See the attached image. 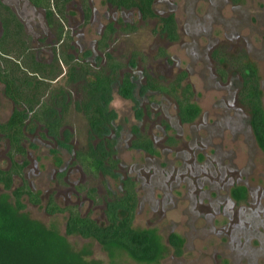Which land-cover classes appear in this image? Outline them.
I'll return each mask as SVG.
<instances>
[{"label":"rangeland","instance_id":"rangeland-1","mask_svg":"<svg viewBox=\"0 0 264 264\" xmlns=\"http://www.w3.org/2000/svg\"><path fill=\"white\" fill-rule=\"evenodd\" d=\"M170 2L174 5L171 7L176 9L177 41L168 43L162 34L156 35L151 31L152 28L159 26L158 18L144 24L138 19L136 13H125L126 22L134 21L136 31L123 32L121 29L124 25L119 23L117 31L108 42V53L113 55L116 61L121 62L122 71H130L135 76L138 73H144L142 68L148 67L149 64L154 66L160 59V54L157 52L158 46L165 51L164 57L169 59L168 64L172 58L179 63L180 67L187 69V76L182 83L191 85L190 100L196 104L199 115L194 126H185L182 131L174 132L182 136L177 142L167 147L170 151L167 148L162 150L156 147V154L152 156V159H145L142 154H137L130 148L128 145L130 127L136 122L133 103L128 96L119 92V88L123 86L117 83V78L122 73L118 75L119 71L116 68L104 67L106 58L103 52L95 54L100 55L97 58L99 61L92 60L95 68L101 66L109 71L110 85L100 87L97 93L90 92V94L94 97V101L101 104L105 110L104 125L113 122L122 127L119 140L114 144L111 142L112 154L120 162L121 173L127 171L129 165L132 166L129 168L130 174L135 176L139 198L132 228L148 230L152 234V242L156 247L154 258L135 259L118 245L104 246L91 237L83 238L76 233L67 235L64 228L68 211L53 214L45 211L48 195L54 193V201L59 206L63 207L65 203L77 204L81 214L89 208L90 216L102 224L105 222L102 202H105L108 196L106 188L113 191L115 197L120 195L119 178L110 176L104 165L98 168L97 173L91 171L84 173L77 164L71 163L72 151H82L88 146L95 148V154L101 158L102 164L106 160L104 149L102 153L100 149L103 142L99 139L101 133H98L97 129H88L85 119L74 108V103L83 93L80 94L81 84H89L95 80L93 71L85 74L78 72L77 79H74L76 82L73 81L70 85L67 82L64 83V77H60L54 83L57 88L60 86L65 90L63 96L57 98L51 118L61 122L62 139L70 141L67 149L59 148L57 141L52 143V140L48 138L50 142L39 141L37 137L42 130H36L30 123L27 126L26 140L22 144L27 152L28 163L23 173L31 190L39 197V202L33 204L29 202L26 195H23L20 200L23 207L18 208L14 203L11 190L5 189L1 184L0 200L6 202L12 213L26 215L63 236L72 252L84 259L92 260L94 264H264V150L257 143L248 121L243 122L248 116L245 108L242 107L236 113L241 114L240 123L229 122V118L235 114L233 111L240 107L228 101L226 87L215 80V75L212 76L213 65L209 63L208 55H206V44L210 40L212 42L215 38L216 42L222 45L229 41L231 47L228 53L235 55L236 51L239 52L243 60L247 59L256 70L264 109V6L262 0H241L238 5L232 0H214L215 3H210L208 0H170ZM90 4L94 9L92 25H85L82 29L80 26L75 28L76 33H81L85 29L89 39L97 38V29L101 23L98 20L104 23V14L107 11L102 0H91ZM155 9L159 13H164L167 12L168 5L159 1L156 2ZM68 14L70 19H73L72 25L79 14L77 11ZM192 23L193 26H190ZM232 23H236L233 25L234 29H232ZM154 24L155 27H153ZM194 25L199 27L198 32L192 31V28H197ZM48 31L52 33V30ZM156 36L161 38L158 44H156L158 39ZM77 40L76 37L75 42ZM236 44L237 46L234 47ZM73 55L82 59L78 52ZM140 55L144 59L141 60ZM133 60L139 63L138 67L129 66L128 61ZM167 66L161 63V67L159 66L155 73H161L164 67L162 75L171 79L173 74L170 76V71L166 72ZM94 86L95 83L91 85V87ZM97 89L96 87L95 90ZM121 91L123 92V88ZM166 103L167 105L163 108L172 115L174 106L169 101ZM10 111L11 103L2 95L0 89V123L8 118ZM203 118L212 122L214 131L211 134L210 132L207 134L203 128ZM230 125H236L234 131L231 130ZM154 133L160 136V132L154 131ZM192 134H199L202 138L208 137V141L222 151L223 163H228L233 169L234 185L245 186L241 196H238L237 188H232L233 185L219 186L213 180L211 181L210 173L208 175L210 179H201L197 182L195 179L189 181L182 172H178V170L181 171L179 165L182 164L181 157L185 155V152H189L190 157L194 154L192 150L186 151V147L183 146L186 138ZM209 142L207 143L209 147L203 148L205 151L210 149ZM6 146V140L0 136V167L2 169L9 164L6 158ZM183 147L185 151L181 152L180 149ZM154 162L158 168H153L156 171L150 178L151 184L148 185V180L136 173L139 168H148V164L152 165ZM199 163L204 162L201 160ZM61 170L64 175L62 177L57 175ZM18 184L19 179L15 178L13 187ZM75 186L78 192L82 189L90 190L94 195V201L89 203L88 197L80 193L77 195V192L73 191ZM217 200L221 202L218 203ZM171 234L177 238V250L169 241Z\"/></svg>","mask_w":264,"mask_h":264},{"label":"flooded vegetation","instance_id":"flooded-vegetation-1","mask_svg":"<svg viewBox=\"0 0 264 264\" xmlns=\"http://www.w3.org/2000/svg\"><path fill=\"white\" fill-rule=\"evenodd\" d=\"M103 3H105V6L107 7V11L104 14V20L103 21L98 20V22H101L97 29V38H91L89 39L86 33V30H82L81 33H76L75 28L80 26L82 29L85 25H92L93 22V16H94V9L91 6V0H65L64 3V14L63 16H59L56 14L52 21L49 23L46 16V11L43 7L34 5L31 0H0V4L4 6V8H7V12H9L11 15L16 17V19L21 24V29L18 30V32H11L12 29H10L9 25V32L6 31V27L4 26V22L0 18V40L3 42L5 41L6 46L12 47L13 51L17 53V56L10 55V54H4V57H6L7 61L5 63L16 62L19 64V67L21 70L26 71L28 75L33 76V79L35 80H45L48 81L50 84V88L53 90L50 94L46 93L43 97L48 98V100H51L49 103L50 108L47 109V111L44 114V122H40L38 120H35L31 118L30 111L26 110V116H25V122L23 126V133L24 138L21 139L20 144L22 148L25 151V154L22 156L20 154H16L12 157L13 160H15L17 163L21 164L23 161L25 163L22 165V167L19 170L18 174H14L12 176V187L15 188L17 186L22 185L23 183H26L28 187L30 188L29 184L26 182L24 178L23 170L25 166L27 165L28 161L26 159L27 152L22 144L24 140H26V129L28 124H32L35 126V129H41L42 132L38 135V140L41 142H50L52 140V143H55L57 141V146L61 149H67L70 146V141L62 139L61 134V128L62 124L58 119H52L51 114L54 111V108L56 106L57 98L60 96H63V91L65 90L63 87L57 88L54 86V83L58 81L60 77H64V83H68V85L71 84V82H76L78 72L79 74H85L89 73L90 71L94 72V78L95 80L92 82H89V84H81L80 86V94L82 93V96L77 98L76 102L74 103V108L81 113L83 118L86 121L87 127L90 130H96L98 133H101L100 136L102 140V150L104 149L103 153L106 154V160L104 163H101V158L95 154V148H92L91 146H88L82 150V152L88 151V149H91L93 152V156L100 161V164L98 168H100L102 165H104V168L106 172L113 177H118L120 180V195L115 197L114 192L111 190H108L106 188V192L108 193L107 200L103 203V209L102 214L104 216V223H107V216L106 211L109 209L114 210V212L117 214V216L120 213V207H118L116 204L119 202L122 198L126 195V187H130L132 189V192L134 194L135 199V208L137 206V202L139 200L135 185V176L131 175V169H129L132 166H128L127 171L121 173V165L116 158H114L112 152H113V146L111 145V142L114 144L115 141L117 142L119 140L120 134H121V125L110 122L108 125H104L105 123V110L103 109L102 105L98 102L94 101V97H92L93 93H97L101 88L106 87L107 85H110L108 83L110 79V75L108 74L109 71H106V69H113L116 68L118 70V75H120V72L122 73L117 78V83L120 84L123 87L119 88V92L124 95L128 96L129 100L133 103V113L135 122L130 127V135L128 137V145L130 148L134 150L137 154H142L145 159H152V156L156 154V147H160V149L164 150L165 148L169 147L173 142H177L179 137H181V134L174 133L177 130L182 131L185 126L192 127L194 126V122L196 118L199 115V110L194 102L190 100V96L192 95L191 91V85L188 83H182L184 78L187 76V69H184L179 66V63L177 61H174V59L170 58L169 61L170 64H168V58L164 57L165 51L162 47H157L158 53L160 54V59L157 60V62L153 65L149 64L148 67L142 68L144 70V73H138L137 76L132 74L130 71L124 72L122 71L123 67H121V62L116 61L114 56L110 55L108 53V42L112 35L117 31L119 27V23L124 25L122 26L123 32H134L136 31L137 27L133 22H126L125 20V13L127 14H134L136 13V16L138 19L144 23L147 24L150 22L151 19L158 18L159 20V26L157 28L155 27V24L151 31L154 32L156 35L162 34V37L167 40L168 43H173L178 40V23L176 20V12L175 8L171 7L174 6L171 4L170 0H152L151 2V15L149 16H142L141 13L135 8H125L123 6H117L112 5L108 0H102ZM162 1L165 5H168L167 12L159 13L155 9L156 2ZM210 3L214 2V0H208ZM233 2L241 3V0H232ZM215 3V2H214ZM74 4V5H73ZM89 8V11L87 12L84 5ZM262 5L264 6V0H262ZM2 12H6V9H2ZM78 12L79 17H77V20L74 21V23L71 25V21L73 19H70L69 12ZM7 16L8 13H6ZM6 16V17H7ZM172 17L177 38L176 39H170L167 31L166 26V19L168 17ZM96 20V19H95ZM236 23H232V29L233 25ZM190 26H193V23L190 24ZM195 26V25H194ZM197 27V26H195ZM59 28H62L61 34L58 32ZM101 28V30H100ZM199 27L196 29L192 28L193 32H198ZM48 30H52V33ZM11 32V33H10ZM13 34V35H12ZM77 37V41L75 42V38ZM158 36H156L157 39ZM52 38V39H51ZM160 39L156 40V44L160 42ZM229 40V39H227ZM213 42V43H212ZM210 40L206 44V51L208 55V61L213 65L212 69V76H214L215 80H217L219 83L223 84L225 90H227L228 93H226V96L228 95V101L230 104L233 103V105H237L240 108H236V111H233L235 114L232 115L229 118V122H239V117L241 116L236 114L238 110H240L242 107L246 109L247 115L246 119L244 118L243 122L248 121L249 127L254 135V131L251 125V116L252 112L251 109L247 103L246 94L244 92V80L242 77V68L246 69L245 66L250 65L252 68V64L247 61V59L243 60V56L239 54V52H235V55H231V53H228L230 51V43L229 41L226 42L224 45L219 44L216 42V39ZM238 44V43H237ZM237 44L234 46L236 47ZM74 46V47H73ZM78 52L81 55L82 59H79L77 56H74L73 53ZM97 52H103L104 57L106 58V63L103 67L95 68L93 66L92 60L96 59L95 62L99 61L97 58L100 55H95ZM72 53V54H71ZM45 54V55H44ZM74 57H73V56ZM102 56V55H101ZM159 57V56H158ZM164 57V58H163ZM207 57V56H206ZM66 59V61L64 60ZM140 58L142 60L143 56L140 55ZM31 59L37 63L38 66L44 67L46 69V72H50L51 70H54V76L52 79H49V77H42L38 74V72H31L28 70V67L26 65H22L21 60H25L26 63L31 62ZM144 59V58H143ZM173 60V61H172ZM162 65H168L165 69L166 72L170 71V76H173L170 78H165L162 75L164 67L161 69V73H155V70L158 69V67H161ZM164 63V64H163ZM129 66L135 68L138 67V62L136 61H128ZM95 69H92V68ZM4 68V64L2 65V69ZM136 70V69H135ZM175 70V72H174ZM255 72V77L257 79L256 70L253 68ZM159 74V75H158ZM165 78H163V77ZM103 80V81H102ZM234 80V81H233ZM233 81V83H232ZM95 83V88L91 87V85ZM101 83V85H99ZM258 83V81H257ZM0 89L2 90V95L8 99L11 103V111L8 116L12 114V111L16 109H24V104L22 103H14L13 100L7 96L5 92V83L0 80ZM66 86V85H65ZM96 87L98 88L97 90ZM126 87V88H124ZM187 87V91L183 93L184 88ZM123 88V92L121 89ZM177 89H179L177 91ZM258 95L259 99L261 101L262 105V99H261V89L260 85L258 83ZM95 90V91H94ZM102 90V89H101ZM130 92H129V91ZM233 90V91H232ZM232 91V92H231ZM129 93V94H128ZM186 98L190 103H192L196 109L197 114L196 116L189 121H183L179 114V100H183ZM224 98V94H223ZM86 100L87 102L93 101L96 104H98L101 108L102 115L104 117V121L99 122L95 124L94 126H90L87 122L86 118L84 117L83 113L79 111L76 108V104ZM166 101H169V103H172V106H174V113L170 115L165 109L163 108L164 105H167ZM88 104V103H87ZM86 104V105H87ZM67 107V104L65 105V109ZM263 108V105H262ZM264 111V109H263ZM8 118L3 122L0 123V125L5 124L8 120ZM174 121V122H173ZM203 128L207 131V134L210 132V134L214 131L212 122H208L207 119L203 118ZM240 123V122H239ZM230 125V128L232 131H234L235 126ZM175 129V130H174ZM154 131L160 132V136L158 137L157 134L154 133ZM111 133V134H110ZM169 133V134H168ZM104 134L106 135L104 137ZM0 136H2L7 143L6 146V158L9 160V164L4 168V170H7L11 166V158L8 155L9 150V142L8 139L5 137L3 132L0 131ZM204 137V136H203ZM255 137V135H254ZM50 140H48V139ZM256 139V138H255ZM144 140H148L149 142V148H144L142 146ZM257 141V140H256ZM208 137L202 138L199 134H192L189 138H186L185 142L183 143V146L187 149L192 150L194 153L192 157H190L189 152H185L186 156L184 158L181 157L182 164L179 165L181 167V171L178 170V172H182L186 177H188L189 181H192L195 179L197 182L201 179L206 180L209 178V173L211 175V181L213 180L216 184L219 186H232V188H237L239 190L238 196L241 194V191L243 192L245 190L244 185H234L235 180L232 175L233 169L229 164L226 162L223 163V153L219 149H217L215 146L210 144V149L208 151H205L203 148L209 147L207 146L208 143ZM258 143V142H257ZM260 146V145H259ZM181 148L180 151L184 152L185 148ZM261 147V146H260ZM262 148V147H261ZM204 151H203V150ZM263 149V148H262ZM167 150L170 151V148H167ZM201 150V152H199ZM264 150V149H263ZM81 150H75L72 151V165L77 164L82 172H87L84 170L82 164L78 161L76 157V152ZM97 151V150H96ZM188 154V156H187ZM161 155V154H160ZM159 156V154H157ZM173 156L175 157V152L173 153ZM19 157V159L17 158ZM198 160V162L196 161ZM201 160L204 163H199ZM221 165V166H220ZM158 168L155 164H148V168H139L137 170L136 175H140L142 178H146L148 180V185L151 184V177L155 174L156 170H153V168ZM178 167V168H179ZM1 168V167H0ZM95 171L97 173L98 171ZM84 170V171H83ZM211 170V171H210ZM209 171V172H208ZM120 174V176H119ZM58 176L62 177L63 172L62 170L57 173ZM168 177V175H166ZM19 179V184L15 187H13L14 179ZM166 180V178H165ZM231 188V189H232ZM31 189V188H30ZM77 186L74 187L73 191L84 195V197H88L89 203L94 201V195H92L91 191L88 189H82V191H77ZM33 192V191H32ZM236 195V197H238ZM241 196V195H240ZM52 197L53 200H55L54 193L48 195L47 201L49 198ZM46 201V203H47ZM55 202V201H54ZM217 202H221L217 200ZM101 205V204H100ZM98 205V206H100ZM74 206V207H73ZM61 207V206H60ZM65 207H72L75 208L79 213V207L77 204H67L65 203L62 208ZM242 210V209H241ZM89 212V208L85 210V213L81 214L82 216H87L89 218L94 219L98 224H100L95 218L91 217ZM241 215V214H240ZM244 216V213L242 214ZM68 216V213H67ZM134 217V214H133ZM133 222V219H132ZM101 224V225H102ZM132 225V223H131Z\"/></svg>","mask_w":264,"mask_h":264},{"label":"trees","instance_id":"trees-1","mask_svg":"<svg viewBox=\"0 0 264 264\" xmlns=\"http://www.w3.org/2000/svg\"><path fill=\"white\" fill-rule=\"evenodd\" d=\"M34 5L41 6L46 11L49 23L54 16H63L65 0H31ZM85 1V0H84ZM112 5L123 6L125 8L135 7L142 16L151 15L152 0H108ZM86 11L89 8L84 5ZM6 9V12H2ZM0 4V18L4 22L6 31L10 25L11 32H18L21 29L20 22L13 14L7 12ZM8 13L9 16L6 15ZM7 16V17H6ZM167 31L170 39H176V29L172 17L166 19ZM62 28L58 32L61 34ZM10 32V33H11ZM13 35V34H12ZM4 54L17 56L12 47L6 46L5 41L0 40V80L5 83V92L14 103L24 104V109H14L5 124L0 125V131L3 132L9 142L8 155L11 158V166L4 170L0 168V184L5 189H10L14 203L18 208L23 207L20 202L23 195L27 196L29 202L36 204L39 197L32 192L26 183L15 188L12 187V176L18 174L20 168L25 163L19 164L12 157L16 154L24 155L20 141L24 138L23 126L25 122L26 110L30 111L31 118L44 122V114L51 105V102L43 96L52 93L50 84L43 79H33L34 74L28 75L26 71L20 69L16 62L5 63L7 61ZM66 61V59L64 58ZM22 65H26L31 72H38L42 77H52L54 70L49 73L44 67L38 66L31 59L26 63L21 60ZM4 68L2 69V65ZM246 69L242 68V77L244 80V92L247 103L251 109V125L258 144L264 149V111L258 95V83L253 68L247 64ZM103 81V80H102ZM101 85V83L99 84ZM126 88V87H125ZM184 88L183 93L187 91ZM88 103V104H87ZM87 104V105H86ZM76 108L81 111L90 126L104 121L101 108L93 101L83 100L76 104ZM179 114L183 121L192 120L196 114V107L186 98L179 100ZM142 146L149 148L148 140H144ZM76 157L82 164L84 170L95 172L100 161L93 156L91 149L82 152L77 151ZM126 195L117 206L120 207V213L114 210L106 211L107 223L98 224L94 219L82 216L75 208H62L56 204L52 197L46 203L45 211L49 214L55 212L68 211L65 222V234H78L83 238L91 237L99 244L104 246L115 244L127 250L135 259L151 260L156 253V247L152 242V234L148 230H137L132 228V219L134 214L135 199L132 189L126 187ZM171 245L177 250V238L174 234L169 236ZM0 264H94L92 260L84 259L82 256L72 252L66 244L63 236L56 234L52 230L44 227L35 220L26 215L14 214L9 210L6 202L0 200Z\"/></svg>","mask_w":264,"mask_h":264}]
</instances>
